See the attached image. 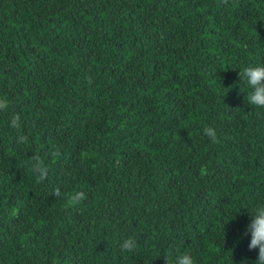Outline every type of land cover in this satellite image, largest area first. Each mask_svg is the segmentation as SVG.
I'll return each mask as SVG.
<instances>
[{
  "label": "trees",
  "instance_id": "16d2710c",
  "mask_svg": "<svg viewBox=\"0 0 264 264\" xmlns=\"http://www.w3.org/2000/svg\"><path fill=\"white\" fill-rule=\"evenodd\" d=\"M249 65L264 0H0V264H256Z\"/></svg>",
  "mask_w": 264,
  "mask_h": 264
},
{
  "label": "clouds",
  "instance_id": "9594fccd",
  "mask_svg": "<svg viewBox=\"0 0 264 264\" xmlns=\"http://www.w3.org/2000/svg\"><path fill=\"white\" fill-rule=\"evenodd\" d=\"M238 75L243 77L249 89L248 103L257 108H264V65H249ZM204 134L212 142H218L213 129H205ZM36 170L41 174L39 179H43L44 169L37 165ZM244 234L251 237L249 250H258L256 264H264V207L257 208L254 214L249 213V224ZM124 248L128 249L129 244L125 243ZM177 264H192V261L189 256L183 255L177 258Z\"/></svg>",
  "mask_w": 264,
  "mask_h": 264
}]
</instances>
